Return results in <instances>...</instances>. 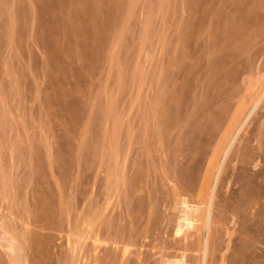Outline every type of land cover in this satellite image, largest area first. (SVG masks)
I'll return each mask as SVG.
<instances>
[{
	"label": "rangeland",
	"instance_id": "1",
	"mask_svg": "<svg viewBox=\"0 0 264 264\" xmlns=\"http://www.w3.org/2000/svg\"><path fill=\"white\" fill-rule=\"evenodd\" d=\"M211 199L264 264V0H0V264H203Z\"/></svg>",
	"mask_w": 264,
	"mask_h": 264
},
{
	"label": "bare ground",
	"instance_id": "2",
	"mask_svg": "<svg viewBox=\"0 0 264 264\" xmlns=\"http://www.w3.org/2000/svg\"><path fill=\"white\" fill-rule=\"evenodd\" d=\"M213 198V197H212ZM210 200V199H209ZM208 200V201H209ZM212 199H211V201H209L208 202V207L206 206V211H207V216L205 215V219L203 220L204 222H201L200 224H203V226L206 228V232H207V238H206V240H205V243L203 244L204 246L202 247V249H203V256H204V262H203V264H205V260H206V254H207V241H208V234H209V230H210V212L212 211ZM207 205V204H206ZM196 207V206H195ZM194 207V208H195ZM198 207V206H197ZM197 207H196V209L195 210H197ZM191 210V209H190ZM199 210V209H198ZM193 211V210H192ZM205 211V212H206ZM191 212V211H190ZM187 213V212H186ZM186 213H183V219H182V221L186 224V226H189V227H191L192 229H196V230H198V228L200 227L199 225L197 226L196 224H194V222H195V219L194 218H190L189 217V215L187 216V214ZM195 213V212H194ZM193 214V213H192ZM196 214H198L197 212H196ZM206 214V213H205ZM196 216V215H195ZM192 217H194V216H192ZM199 219H197V221H198ZM195 223H197V222H195ZM179 227H181L180 226V224L178 225ZM188 227V228H189ZM200 229V228H199ZM204 229V228H203ZM179 230V229H178ZM180 232V231H179ZM202 259V260H203ZM170 264H185V262H184V260H174V261H172Z\"/></svg>",
	"mask_w": 264,
	"mask_h": 264
}]
</instances>
